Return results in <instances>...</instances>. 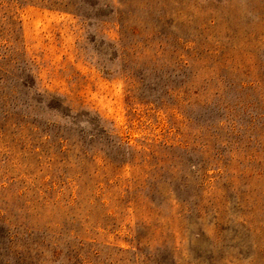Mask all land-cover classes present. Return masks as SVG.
<instances>
[{
	"label": "rangeland",
	"instance_id": "obj_1",
	"mask_svg": "<svg viewBox=\"0 0 264 264\" xmlns=\"http://www.w3.org/2000/svg\"><path fill=\"white\" fill-rule=\"evenodd\" d=\"M65 1L0 0V264H264V0Z\"/></svg>",
	"mask_w": 264,
	"mask_h": 264
},
{
	"label": "trees",
	"instance_id": "obj_2",
	"mask_svg": "<svg viewBox=\"0 0 264 264\" xmlns=\"http://www.w3.org/2000/svg\"><path fill=\"white\" fill-rule=\"evenodd\" d=\"M90 3L91 6L94 7V5L96 4L97 0H85L84 3ZM103 3V2H102ZM64 7L66 8L68 6V8H73L75 12H77L79 10V5L82 4V1L81 0H66L65 3H63ZM125 3L124 1H121V0H106L103 5L105 8L108 9V13H105V9L103 7H101L100 9H98L96 11V15L100 14L101 17H104V16H109V14H114L113 16H116V18H122L120 20H122V29H131L132 27L127 25L128 23V19L126 18V15L125 13L120 9L121 7H124L125 6ZM81 10V9H80ZM105 13V15H104ZM124 15V17H123ZM88 16V15H87ZM125 55V54H124ZM16 233V234H21L20 232L18 231H14L10 228V226H6V225H3V224H0V240H7L8 242V245H9V248L12 247V245H16L18 244V242H23V239L22 238H13V234ZM22 236H23V233H22ZM3 242V241H2ZM2 244H6V243H2ZM26 245V244H25ZM22 246V245H21ZM24 246V245H23ZM46 248L45 246H43V249ZM60 252L55 250V254H54V257L57 258L58 256H60ZM8 264V263H7Z\"/></svg>",
	"mask_w": 264,
	"mask_h": 264
}]
</instances>
